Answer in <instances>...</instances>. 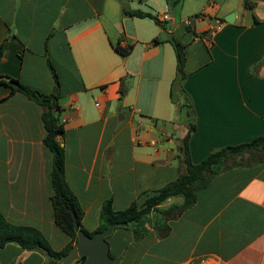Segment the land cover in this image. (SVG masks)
Segmentation results:
<instances>
[{
  "label": "crops",
  "instance_id": "obj_1",
  "mask_svg": "<svg viewBox=\"0 0 264 264\" xmlns=\"http://www.w3.org/2000/svg\"><path fill=\"white\" fill-rule=\"evenodd\" d=\"M179 2L0 0V76L50 94L55 82L48 64L54 69L65 180L89 233L98 227L104 201L111 200L115 211L140 207L177 178L183 171L179 141L189 120L194 164L264 135V0H246L240 9L214 3L197 29L194 21L177 23ZM129 10L150 13L159 23L131 18ZM228 14L232 23L223 20ZM162 30L169 36L160 37ZM179 30L190 34L196 52L172 35ZM170 38L184 46L181 89L191 103L189 120L180 112L183 95L173 100L170 94ZM115 44L132 50L120 56ZM10 91L0 84V213L10 224L38 230L60 251L71 239L53 218L52 154L43 143L42 108ZM182 202L173 196L152 210L139 240L130 229H114L106 238L114 264H264V149L232 156L195 203L178 212ZM0 264L61 263L8 243Z\"/></svg>",
  "mask_w": 264,
  "mask_h": 264
},
{
  "label": "trees",
  "instance_id": "obj_2",
  "mask_svg": "<svg viewBox=\"0 0 264 264\" xmlns=\"http://www.w3.org/2000/svg\"><path fill=\"white\" fill-rule=\"evenodd\" d=\"M170 3L169 0H165ZM246 3V0L244 4ZM126 14L131 18H149L159 23L157 18L150 13L140 10H129ZM174 50L175 55V76L170 85V94L174 98L183 95V103L180 107V112L189 120L191 112V103L184 96L181 89L185 79V56L184 46L175 39L167 40ZM160 42L156 38L152 40V44L158 45ZM114 51L120 56H126L132 50V46L120 47L118 44L113 46ZM1 57V49H0ZM53 80L55 82V91L50 94H42L33 90L17 79L8 77V81H0L10 87L9 95L15 92L23 94L29 100L34 101L42 108L41 120L45 129L43 143L52 154V163L50 171L51 183V205L53 209V218L56 225L67 234L71 242L60 251H55L48 244L44 236L36 229L26 226H16L7 222L0 213V249L8 243H14L27 251H41L49 260L59 263L61 257L66 255L73 247V242H76L78 232H83L91 237L94 233L106 228L111 223H122L124 226L117 228H127L133 233L135 240L143 238L146 233L144 224L147 215L155 210L158 205L173 196H180L183 202L176 207L178 212L191 207L196 201L197 192L205 188L210 178L220 170L224 162L235 155H240L245 152L264 149V135L251 140L250 142L238 144L235 146H226L220 150L211 152L206 158L197 164L191 162L188 153L187 141L190 133L194 130V125L188 123L187 135L179 141L180 157L183 164V171L178 174L177 178L164 185L157 190L153 195L146 198L143 204L139 207L136 203L123 210L115 211L112 208L111 200H106L102 203L98 227L94 232H87L82 228L83 210L69 188L64 174V149L59 137L63 135V123L59 119L60 108L58 105V80L51 64H48ZM125 89H120V94H124ZM107 238V237H106ZM110 256V254H109ZM111 257V256H110ZM112 258V257H111ZM85 257L78 259V264H82ZM113 259V258H112Z\"/></svg>",
  "mask_w": 264,
  "mask_h": 264
},
{
  "label": "water",
  "instance_id": "obj_3",
  "mask_svg": "<svg viewBox=\"0 0 264 264\" xmlns=\"http://www.w3.org/2000/svg\"><path fill=\"white\" fill-rule=\"evenodd\" d=\"M233 18V14H228L223 20L227 23H232ZM0 81L7 82L8 78L0 76ZM122 226H124L122 223H111L103 230L94 233L91 237L85 235L81 231L78 232L75 245L66 255L60 258L59 262L61 264H71L84 256L85 259L82 264H114V260L109 256L106 237H108L114 229Z\"/></svg>",
  "mask_w": 264,
  "mask_h": 264
},
{
  "label": "rangeland",
  "instance_id": "obj_4",
  "mask_svg": "<svg viewBox=\"0 0 264 264\" xmlns=\"http://www.w3.org/2000/svg\"><path fill=\"white\" fill-rule=\"evenodd\" d=\"M172 2L175 0H171ZM170 1V2H171ZM180 4H178V6L175 7L174 9V15L176 17H178V22H181L185 19H193L194 16H198L197 19H195V21L193 22L194 28H200L203 23L202 20L199 19L200 16H205L207 14L204 13L205 10H207L208 7L213 6L214 3H220V6H222L223 3H231L232 5L238 7L240 9L241 7H244V2L245 0H179ZM251 2H257V0H250ZM148 8H146L147 10L154 12V10L156 9L152 4H147ZM206 8V9H205ZM172 8H169V12L171 11ZM169 12L167 11L168 15ZM172 12V11H171ZM169 25V22L164 23V29H167ZM181 26H183L181 24ZM183 28V27H182ZM181 29V28H180ZM182 30H179L178 32L172 34L175 38H177L178 40H183V41H189L191 42V46H190V51L192 52H196L197 49H195V47L197 45H195V43H193L192 38L190 37V34L188 32H184L181 33ZM169 34H167L166 31L162 30L160 37H168ZM182 41V42H183ZM196 57H193L192 59H195ZM173 100H175L176 98H172Z\"/></svg>",
  "mask_w": 264,
  "mask_h": 264
},
{
  "label": "built area",
  "instance_id": "obj_5",
  "mask_svg": "<svg viewBox=\"0 0 264 264\" xmlns=\"http://www.w3.org/2000/svg\"><path fill=\"white\" fill-rule=\"evenodd\" d=\"M200 17H199V19H200ZM197 18H198V16H194L193 19H185V20L182 21V23H183L184 26H191L192 22L195 21V19H197ZM168 19H169V17L167 15H165V14L160 16V21L165 22Z\"/></svg>",
  "mask_w": 264,
  "mask_h": 264
}]
</instances>
